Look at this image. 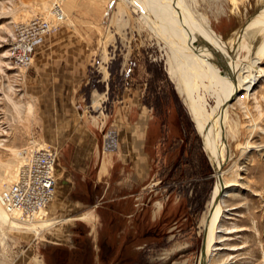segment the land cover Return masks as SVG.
<instances>
[{"label": "rangeland", "instance_id": "obj_1", "mask_svg": "<svg viewBox=\"0 0 264 264\" xmlns=\"http://www.w3.org/2000/svg\"><path fill=\"white\" fill-rule=\"evenodd\" d=\"M186 1L194 14L209 20L218 42L242 60L247 53L244 43L234 41L258 0ZM50 2L0 0V177L12 180L23 147L48 144L50 85L53 99L62 87L61 82H49L50 58L86 60L85 102L90 104L91 92L101 95L93 98V108L100 107L106 86L112 94L104 102L109 113L125 86L137 88L149 114L146 160L137 179L132 168L128 179H118L131 181L125 196L85 211L82 215L89 219L74 218L81 213L68 208L66 201L57 209L50 202L41 217L67 220L44 227L38 235L0 228V264H198L201 220L215 170L167 73V48L143 22L140 8L129 1L63 0L60 6L67 17L58 31L45 37L28 67L12 66L8 49L14 25L46 15ZM259 65L264 70V58ZM246 83L250 93L242 89L239 99L230 102L224 126L222 168L235 185L224 198L223 223L232 232L226 235V245L217 244L227 249L214 251L210 264H264V76L254 85L249 79ZM215 100L206 96V109ZM98 113L85 111L84 117L89 120V114ZM7 163L14 166L12 171Z\"/></svg>", "mask_w": 264, "mask_h": 264}, {"label": "bare ground", "instance_id": "obj_2", "mask_svg": "<svg viewBox=\"0 0 264 264\" xmlns=\"http://www.w3.org/2000/svg\"><path fill=\"white\" fill-rule=\"evenodd\" d=\"M62 1L58 0L57 5L61 20L57 21L55 14L51 12L52 2L46 9V15L38 18L44 19L50 25L57 22L60 24L67 17L60 6ZM124 1L140 8L143 22L167 48V73L196 123L205 152L215 170V184L201 220L203 244L198 257V264H210L216 254L214 251L227 249L217 244L226 245V235L232 232V227L223 223L227 211L223 208L224 198L229 196L228 189L235 185L234 180H226V173L222 168L226 139L224 126L228 108L233 99H239L238 95L242 89H245L247 94L250 93V87L246 89L248 79L251 82L249 85H254L264 76V70L259 65L264 58V0L257 1L255 12L247 18L242 31L236 35L234 43L238 45L242 41L247 52L242 60L235 56V52L226 50L224 45L218 42L209 20L205 16L194 14L186 0ZM32 20L34 18L24 24L27 25ZM211 95L216 100L215 105L208 110L204 103L206 96ZM14 154L18 156L17 151H14ZM5 167L11 171L14 168L8 163ZM17 171L15 168L14 177ZM14 177L12 180L0 177V192ZM2 182H5L3 186ZM161 206L158 202L157 208ZM44 215L45 213L31 219H22L6 211L0 204V228L6 226L38 235L44 227L48 228L53 223L67 220L41 217ZM77 218L90 217L85 214Z\"/></svg>", "mask_w": 264, "mask_h": 264}, {"label": "crops", "instance_id": "obj_3", "mask_svg": "<svg viewBox=\"0 0 264 264\" xmlns=\"http://www.w3.org/2000/svg\"><path fill=\"white\" fill-rule=\"evenodd\" d=\"M43 43L37 46L34 56ZM48 62L49 82L62 83L61 93L56 95V99H53L51 85L48 97L50 124L46 140L49 145L59 148L57 181L50 202H54L57 209L59 203L66 201L68 208L82 215L87 213L85 211L96 210L98 206L109 203L114 197H124L131 181L120 183L118 179H128L131 168L135 172V179L139 167L143 172L149 114L137 88L131 85L123 88L117 100H114L110 113L104 103L107 96L112 95L107 86L102 92L105 97L100 107L93 108V98L96 101L101 95L94 97L95 92H91L90 104L88 100L85 102L83 86L89 77L86 60L64 57L50 58ZM53 62H56L55 67ZM32 91L35 97L37 87L33 86ZM94 109L99 113L89 114L90 119H85V111ZM53 120L56 122L54 125ZM107 135L108 139L105 138ZM109 139L115 148L106 150L104 145ZM96 215L101 216L97 212Z\"/></svg>", "mask_w": 264, "mask_h": 264}, {"label": "built area", "instance_id": "obj_4", "mask_svg": "<svg viewBox=\"0 0 264 264\" xmlns=\"http://www.w3.org/2000/svg\"><path fill=\"white\" fill-rule=\"evenodd\" d=\"M51 2L50 10L59 21L62 16L58 12V0ZM59 27V22L50 25L38 17L27 25L16 24L9 39L10 64L17 68L28 67L33 62L37 46L48 34L55 32ZM105 138L108 139V136ZM104 146L106 150L115 148L110 139ZM20 152L22 163L14 180L0 192V204L9 213H14L22 219H31L46 213L54 196L59 148L49 144L40 149L26 146Z\"/></svg>", "mask_w": 264, "mask_h": 264}]
</instances>
